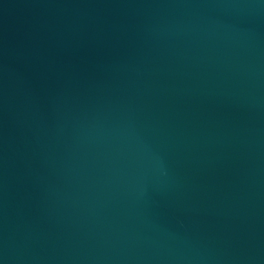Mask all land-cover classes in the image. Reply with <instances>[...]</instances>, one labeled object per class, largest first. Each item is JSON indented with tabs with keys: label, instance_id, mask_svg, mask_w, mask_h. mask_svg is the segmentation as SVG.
I'll list each match as a JSON object with an SVG mask.
<instances>
[{
	"label": "water",
	"instance_id": "water-1",
	"mask_svg": "<svg viewBox=\"0 0 264 264\" xmlns=\"http://www.w3.org/2000/svg\"><path fill=\"white\" fill-rule=\"evenodd\" d=\"M0 264H264V0H0Z\"/></svg>",
	"mask_w": 264,
	"mask_h": 264
}]
</instances>
